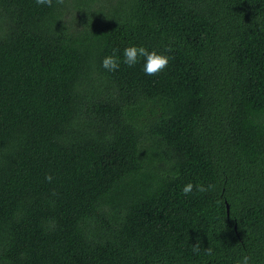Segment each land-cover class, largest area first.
<instances>
[{
  "label": "trees",
  "instance_id": "1",
  "mask_svg": "<svg viewBox=\"0 0 264 264\" xmlns=\"http://www.w3.org/2000/svg\"><path fill=\"white\" fill-rule=\"evenodd\" d=\"M243 255L264 264V0H0V264Z\"/></svg>",
  "mask_w": 264,
  "mask_h": 264
},
{
  "label": "clouds",
  "instance_id": "2",
  "mask_svg": "<svg viewBox=\"0 0 264 264\" xmlns=\"http://www.w3.org/2000/svg\"><path fill=\"white\" fill-rule=\"evenodd\" d=\"M64 0H56L57 4H62ZM35 3L39 6H53V0H35ZM119 49H114L113 54L105 56L102 61V67L108 72H115L120 68L121 59L119 56ZM143 57L145 62L143 65V71L146 75L155 76L164 71L169 65L170 57L168 55L158 53L156 50L149 51L143 46H128L123 50V64L128 67H132L139 62V58ZM45 179L51 182L53 177L47 175ZM209 188L214 187V185H209ZM203 192L205 188L202 184H193L191 182L185 184L182 188V193L187 196L193 191ZM200 244L193 246L194 251H199ZM208 254H212V249H207ZM251 257L248 255H243L236 261V264H250Z\"/></svg>",
  "mask_w": 264,
  "mask_h": 264
},
{
  "label": "water",
  "instance_id": "3",
  "mask_svg": "<svg viewBox=\"0 0 264 264\" xmlns=\"http://www.w3.org/2000/svg\"><path fill=\"white\" fill-rule=\"evenodd\" d=\"M226 207H227V214L229 213V206H228V204L226 205Z\"/></svg>",
  "mask_w": 264,
  "mask_h": 264
}]
</instances>
